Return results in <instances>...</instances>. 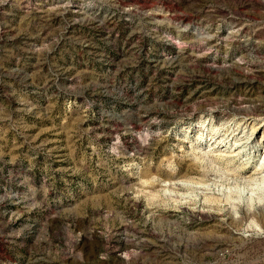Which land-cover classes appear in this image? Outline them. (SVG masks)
Instances as JSON below:
<instances>
[{"label": "rangeland", "instance_id": "obj_1", "mask_svg": "<svg viewBox=\"0 0 264 264\" xmlns=\"http://www.w3.org/2000/svg\"><path fill=\"white\" fill-rule=\"evenodd\" d=\"M0 264H264V0H0Z\"/></svg>", "mask_w": 264, "mask_h": 264}]
</instances>
